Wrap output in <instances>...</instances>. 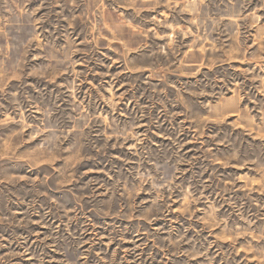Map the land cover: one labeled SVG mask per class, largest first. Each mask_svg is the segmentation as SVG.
Wrapping results in <instances>:
<instances>
[{
  "label": "rangeland",
  "instance_id": "1",
  "mask_svg": "<svg viewBox=\"0 0 264 264\" xmlns=\"http://www.w3.org/2000/svg\"><path fill=\"white\" fill-rule=\"evenodd\" d=\"M0 264H264V0H0Z\"/></svg>",
  "mask_w": 264,
  "mask_h": 264
}]
</instances>
